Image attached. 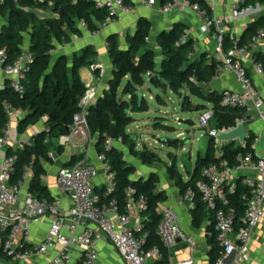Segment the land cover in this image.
<instances>
[{
	"label": "built area",
	"instance_id": "2783aa9c",
	"mask_svg": "<svg viewBox=\"0 0 264 264\" xmlns=\"http://www.w3.org/2000/svg\"><path fill=\"white\" fill-rule=\"evenodd\" d=\"M94 1L98 8L105 9L111 16L100 24L99 30L92 32L93 35H98L116 24L118 22L116 15L133 16L138 9L132 0ZM204 1L210 7V11L193 0H142V3L146 8L158 12V15L188 11L195 13L202 22L199 37L214 36V47L203 50V54L206 61L216 62L215 76L220 77L231 72L243 87L242 91H223L221 104L242 109L246 114H255L264 122L262 94L243 61L251 48L264 40V28L257 30L248 42L239 43L235 40L232 46L226 49L227 26L235 18L244 15L238 12L249 3V0H230L232 18L228 14H216V7L226 0ZM79 26L85 28L87 25L85 22H79ZM119 33L120 36H124L123 31ZM189 40H192V48L199 50L197 37L194 38L190 31L180 36L178 43L184 44ZM32 58V53L24 49L15 61L8 63L5 50H0V68L7 75V79L0 82V89L11 87L17 92H22L23 81L31 68ZM253 67L255 72L264 77L263 61L255 60ZM92 103L93 90L87 89L80 103L82 111L75 116L70 131L54 139L56 147L75 145V137H82L85 140L83 158L70 166L60 167L57 172V188L60 193L58 196L38 198L30 192L33 164L26 168L23 178L18 183L11 182L18 156L17 154L1 156L14 142L10 122L0 135V231L5 234L2 252L7 260L3 262L0 259V264H26L32 257L47 256L57 246L60 247V251L43 264H70L74 250L81 252L82 264H98V245L103 238L110 240L126 264H154L166 256L170 264H173V257L179 244L183 243L194 249V239L184 231L179 212L170 205L159 207L162 219L157 233L161 245L146 246L148 231L144 213L148 209L147 197L137 194L134 188L127 187L124 190V203L120 202L115 195V174L105 154H97L98 161L103 165L102 173L96 165L88 162L90 150L96 146V137L92 134L87 119V110ZM13 110L7 105L9 115ZM213 115V109L207 111L200 117L199 126L217 143V156L220 157L222 154L220 145L223 144L217 139L220 131L209 126ZM246 121L245 115L237 125L245 124ZM122 143V137L114 140L109 135L104 146L111 149ZM49 157H55L53 150L49 152ZM101 174L105 177V183L100 193L94 181ZM202 176L203 179L198 182L197 188L206 208L214 211V227L221 248V256L215 264H226V258L233 253L235 258L232 263L238 261L245 263L250 258L253 232L264 216V158L257 157L253 152L239 154L235 162L222 159L206 165L202 170ZM239 187L247 189L243 194L246 206L240 215L234 206H230V194ZM195 194L196 191L189 188L184 195L192 207ZM64 197L67 198V203ZM45 220L48 221L45 239L30 248L32 226ZM175 264H195V259L188 257L178 260Z\"/></svg>",
	"mask_w": 264,
	"mask_h": 264
},
{
	"label": "trees",
	"instance_id": "16d2710c",
	"mask_svg": "<svg viewBox=\"0 0 264 264\" xmlns=\"http://www.w3.org/2000/svg\"><path fill=\"white\" fill-rule=\"evenodd\" d=\"M193 1L211 10L204 0ZM260 4L264 6V0H260ZM49 8L56 17L40 18L33 11ZM110 16L105 9L98 8L94 0H0V21L6 20L0 28V50H5L6 61L12 63L22 54L27 33L30 34L29 51L33 56L31 68L23 81L24 90L17 92L11 87L0 89V135L10 122L7 105L14 110L25 112L19 125L21 129L42 119L45 120L44 130L34 137L32 143L16 149L10 148L8 151V154L18 156L16 171L11 182L18 183L23 178L26 168L33 164V177L29 190L38 198L52 197L48 186L42 181L45 173L44 162L49 161L53 139L70 131L75 116L82 111L80 103L87 91L80 76L81 67L89 64L86 54L75 57L70 69L67 57L63 54L54 57L53 50L57 42L69 41L72 35L81 34V27L76 20L85 22L87 28L94 32L99 30L100 24L106 22ZM186 28V24L177 22L171 29L159 32L156 41L160 52L150 44L153 25L146 17H140L135 31L126 35V47L121 46L117 34H110L107 43L114 66L113 78L104 96L92 103L87 110L89 126L96 137V150L98 153H104L112 165L116 197L124 203V190L127 187H132L137 194L147 197L148 209L144 213L148 231L146 246L161 245L157 233L162 219L159 207L166 199V194L158 188L160 178L156 173H151L146 179H135L136 167L125 159L124 152L118 147L106 149L104 142L111 134L112 125L115 123L117 137H122L124 144H131L133 156L144 164L152 165L155 162V156L148 150H135L136 142L127 130L135 122V113L149 111L147 98L137 93L146 84L149 74H159L163 82L168 83V89L177 94L186 85L203 88L202 85L215 76V61H206L205 54L192 56L194 52L192 40L184 44L178 43L180 36L187 31ZM260 28H264V15L248 24L242 37L236 38L228 33L225 39L226 49L232 46L235 40L239 43L248 42ZM159 57H162L161 60L158 59ZM257 61L264 62V55L258 56ZM154 86L166 89L159 82ZM126 96H129L130 100H126ZM210 96L214 110L210 128L229 131L245 117L244 110L223 106L221 94L214 93ZM201 107L204 105H199L198 110ZM173 143L176 146H179V143L184 144L179 140ZM252 144L251 137L244 145L237 141L223 143L222 154L218 157V146L213 140L207 158L202 159L198 155L194 170L192 172L185 170L188 173L187 179L179 171L177 159H174L173 165L167 168L169 178L175 181L183 196L189 188L196 191L191 209L195 223L199 218H205L207 215H210L211 219L214 217V211L206 208L197 188L198 182L203 179V168L222 159L235 162L239 154L254 153ZM82 158L83 154L74 155L71 164ZM246 190L244 187H239L230 194V206H234L239 215L246 206L243 200ZM210 231L213 233L212 238L209 239L212 246L210 257L215 264L221 256V248L217 241L214 223L209 225L208 232ZM3 235L5 237L4 233ZM168 261L166 256L155 264H165Z\"/></svg>",
	"mask_w": 264,
	"mask_h": 264
},
{
	"label": "crops",
	"instance_id": "0c3cea01",
	"mask_svg": "<svg viewBox=\"0 0 264 264\" xmlns=\"http://www.w3.org/2000/svg\"><path fill=\"white\" fill-rule=\"evenodd\" d=\"M138 7L137 13L133 16H122L116 15L118 22L114 25H111L107 30L102 31L98 35H93L87 26L85 28L81 27L80 35H72L71 40L64 41L62 43L57 42L55 49L53 50L54 57L63 54L67 57V61L70 69L72 68L73 61L75 57H80L83 54H86L87 61L89 64L81 67L80 76L82 81L85 83L87 89L93 90V103H95L99 98L103 97L105 92L109 89V84L113 78L114 66L112 59L109 54V47L107 43V38L110 34H117L121 42L122 47L127 46L126 35L127 32L133 33L135 30H131V26L134 22L137 21V17H146L148 18L153 25V30L158 28V33L163 30H169L177 22H182L186 24L187 31L192 33L194 38L197 37L199 44V50H194L193 57H198L203 54V50L212 47V40L214 41V36H207L205 38L199 37V32L197 26H201L202 22L195 23L193 21V12L179 13L174 12L169 15H158V12L146 8L142 0H132ZM224 2L219 4L216 7V14L221 15L223 13ZM40 18H50L56 17V14L51 10V8L44 9H34L33 10ZM214 14V13H213ZM42 15V16H41ZM44 15V16H43ZM242 15V14H241ZM160 16V17H159ZM242 17V16H241ZM6 20L0 21V28ZM249 21L244 25L240 23H233L227 26L228 33L232 34L236 38H240L245 34L247 25ZM120 31L124 32V36H120ZM210 37V38H208ZM157 43V42H156ZM30 47V34L25 35L24 40V49L29 50ZM159 47V46H158ZM160 52V49L157 51ZM160 55V53H159ZM264 55V40L260 42L257 46L251 48L247 53L246 57L243 59L245 62L252 78L254 79L255 85L258 90L261 92L264 100V77L257 72H255L253 63L258 59V56ZM162 57L158 59L161 60ZM7 75L3 69L0 68V82L6 80ZM126 81V79H125ZM149 78L147 79L146 84L140 88L144 92V96L147 98L145 91L151 90L149 88ZM206 92L211 95L214 93L221 94L223 91H242L243 87L240 81L237 79L235 74L229 72L225 73L220 77L214 76L212 79L205 82L203 85ZM126 100H130L129 96L125 97ZM161 99V98H160ZM163 100V99H161ZM164 101V100H163ZM212 104V103H211ZM213 108V104H212ZM245 112V111H244ZM136 114H134L135 122L137 121ZM247 121L244 124L246 127V132L253 139V148L254 154L259 158H264V122L257 118L255 114H246ZM25 116V112L21 110H13L10 114V123L13 127L14 142L8 148L7 151L2 152L1 156L4 157L8 154L10 148L16 149L18 147H23L27 143H32L34 137L45 128V120L42 119L35 124H30L28 127L21 129L19 125L21 120ZM134 122V123H135ZM132 123V124H134ZM57 138V137H56ZM55 139V138H54ZM52 141L51 150L55 152V157L50 158L49 161L44 162L45 173L42 176V181L46 184L51 192L52 197L60 195L57 188V172L62 166H70L71 160L74 155H80L84 152V138L75 137V145L69 146H55V141ZM123 144H118L117 147L122 150ZM221 147V145H220ZM50 150V151H51ZM97 150L96 146H93L89 153L88 162L96 165L100 172H103V165L97 159ZM125 155V154H124ZM125 159H128L125 156ZM139 160V159H138ZM129 162V161H128ZM133 165V164H132ZM136 167V166H135ZM142 168L136 167V173L134 175L135 179H146L151 173H158L156 171L144 174ZM103 174L94 181V184L97 187V190L101 193L102 186L104 184L102 180ZM159 176V175H158ZM169 177V175H168ZM47 179L55 185V191L50 187ZM160 180V179H159ZM159 190H162L166 194V199L161 202V206L170 205L177 209L180 214V222L184 231L190 235L195 242L194 249L188 248L185 244L181 243L178 245L177 251L173 257L172 263L175 264L178 260L185 259L188 257H193L195 259V264H213L210 257V250L212 249L211 243L209 241L212 238V231L208 232V227L211 223H214V217L211 219L210 215H207L205 218H199L195 223L194 213L191 210L192 206L189 201L186 200L178 189L175 181L169 178V182L166 184V187L159 185ZM30 189V185H29ZM26 191V188L24 189ZM62 197V196H61ZM65 203H67V198L64 197ZM48 231V221L45 220L40 224H36L31 228V243L30 248H33L36 244L42 242ZM4 241V235L0 231V259L6 256L2 252V244ZM60 251V247L57 246L53 251H51L47 256L42 258L32 257L26 264H43L45 261L52 258V256ZM99 259L98 264H126L125 261L118 254L115 246L107 238H103L99 245ZM83 257L81 252L78 250L73 251V260L70 264H82ZM233 262V261H232ZM231 264H264V216L262 221L255 228L251 244H250V258L245 263L234 262ZM155 264V263H154ZM163 264V263H158ZM165 264H170L168 263Z\"/></svg>",
	"mask_w": 264,
	"mask_h": 264
},
{
	"label": "rangeland",
	"instance_id": "374dc122",
	"mask_svg": "<svg viewBox=\"0 0 264 264\" xmlns=\"http://www.w3.org/2000/svg\"><path fill=\"white\" fill-rule=\"evenodd\" d=\"M231 2L226 0L223 5V13L228 14L232 18L231 14ZM258 5L261 7L259 8ZM252 8L253 12L243 15L242 17L235 18L233 23L245 24L248 21L255 20L264 15V6L260 4V0H249V3L240 8L238 14H243L244 11ZM42 16V15H41ZM44 16V15H43ZM160 17V16H159ZM193 21L199 23L198 17L193 15ZM137 21L131 26V30H135ZM198 32L201 31V26H197ZM131 33V32H127ZM158 35V28L152 31L150 44L158 51L159 47L156 43V37ZM210 38V37H208ZM212 47L215 45V41H211ZM151 90L145 91L147 100L149 102V111L136 114L137 121L128 127V133L134 137L136 142L135 150H148L155 156V162L152 165L144 164L138 160L131 153V144H123L122 150L128 159L130 164L142 168L144 174L156 171L160 178V186L166 187L169 182L167 168L173 165L174 159H177V166L179 171L183 174L184 178H188V173L185 171L181 156L183 154H191L192 156V170L195 168V164L198 158L199 139L204 134V128L199 126V119L207 111L212 109L211 102H203L196 98L189 92V87L186 85L180 91L183 96L173 92L171 89L159 88L154 85H149ZM204 89V87H203ZM205 90V89H204ZM163 99V100H161ZM187 103V104H185ZM204 105L198 110L199 105ZM196 109V110H195ZM182 119H192L195 121V127H189L180 123ZM165 139L179 140V146L174 143L168 145L164 142ZM78 155V154H77ZM102 180L105 183V177L102 176ZM50 187L55 191V185L47 179ZM167 189V187H166ZM168 190V189H167ZM1 261L7 260L2 257Z\"/></svg>",
	"mask_w": 264,
	"mask_h": 264
},
{
	"label": "water",
	"instance_id": "95a60500",
	"mask_svg": "<svg viewBox=\"0 0 264 264\" xmlns=\"http://www.w3.org/2000/svg\"><path fill=\"white\" fill-rule=\"evenodd\" d=\"M258 7L260 8L261 6L258 5ZM251 12H253L252 8L248 9L247 11H244L243 14L246 15V14L251 13ZM139 18L140 17L138 16L137 20ZM253 21L254 20L249 21L248 24L252 23ZM76 23H79V20H76ZM148 78H149L150 84L154 85L156 82H159L166 89H168V86H169L168 83L163 82V80L159 74H149ZM189 92H190V94H192L196 98L202 100L203 102H211V96L206 92V90H204L203 88H201L199 86L189 87ZM137 93L140 96H144L143 91H138ZM179 95L183 96V93H180ZM180 123L183 125H187L189 127H195V125H196L195 121L192 119H182V120H180ZM110 136L114 140L117 139V127H116L115 123H113V125H112V131H111ZM249 138H250V136L246 132V127L242 123L238 124L235 128H233L229 131H220L218 136H217V139L223 143H229V142H234V141H237L239 143H245ZM213 140L214 139L209 134H207L205 132L200 137L198 155H200V157L202 159L207 158V154H208L209 149H210V143ZM174 141L175 140H172V139H165L164 140V142H166L168 145H170V143H173ZM180 159H181V162H182L184 169L187 170V172H192L193 171L192 170L193 164H192L191 154H183ZM234 258H235V253H233L228 258H226L225 263L230 264L234 260Z\"/></svg>",
	"mask_w": 264,
	"mask_h": 264
}]
</instances>
